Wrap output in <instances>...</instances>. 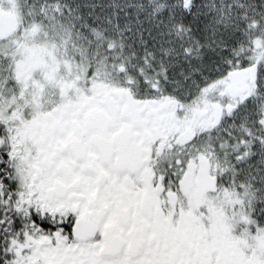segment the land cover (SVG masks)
Returning a JSON list of instances; mask_svg holds the SVG:
<instances>
[{
  "label": "snow or ice",
  "instance_id": "6c2138e0",
  "mask_svg": "<svg viewBox=\"0 0 264 264\" xmlns=\"http://www.w3.org/2000/svg\"><path fill=\"white\" fill-rule=\"evenodd\" d=\"M0 264H264V0H0Z\"/></svg>",
  "mask_w": 264,
  "mask_h": 264
}]
</instances>
